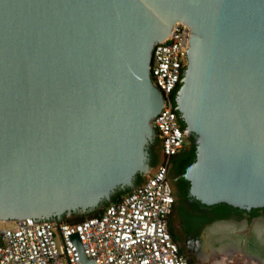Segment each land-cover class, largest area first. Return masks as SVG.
Returning a JSON list of instances; mask_svg holds the SVG:
<instances>
[{"label": "water", "instance_id": "1", "mask_svg": "<svg viewBox=\"0 0 264 264\" xmlns=\"http://www.w3.org/2000/svg\"><path fill=\"white\" fill-rule=\"evenodd\" d=\"M176 20L190 28L175 94L198 137L190 194L264 206V0H0V221H62L157 172L135 183L165 106L152 49Z\"/></svg>", "mask_w": 264, "mask_h": 264}, {"label": "built area", "instance_id": "2", "mask_svg": "<svg viewBox=\"0 0 264 264\" xmlns=\"http://www.w3.org/2000/svg\"><path fill=\"white\" fill-rule=\"evenodd\" d=\"M190 28L176 20L170 35L152 49L150 75L165 106L152 119L163 140L161 167L145 183L107 203L101 213L78 222L0 221V264H85L73 240L96 264H194L179 251L168 227L173 194L167 179L169 159L186 144L173 94L187 65ZM1 222H6L2 224Z\"/></svg>", "mask_w": 264, "mask_h": 264}, {"label": "flooded vegetation", "instance_id": "3", "mask_svg": "<svg viewBox=\"0 0 264 264\" xmlns=\"http://www.w3.org/2000/svg\"><path fill=\"white\" fill-rule=\"evenodd\" d=\"M184 73L185 68L182 77ZM197 142V135L191 132L185 146L168 162L167 177L175 196L168 218L173 239L194 264H203L209 256L217 260L222 254L232 264H264V206L238 207L226 202L207 204L190 194V182L183 173L197 158ZM147 150L150 172L137 174V185L165 159L160 136L147 143ZM127 190L118 188L113 197Z\"/></svg>", "mask_w": 264, "mask_h": 264}, {"label": "trees", "instance_id": "4", "mask_svg": "<svg viewBox=\"0 0 264 264\" xmlns=\"http://www.w3.org/2000/svg\"><path fill=\"white\" fill-rule=\"evenodd\" d=\"M175 94H176V91L173 94L174 100H175ZM176 112H177V115H178V118H179V122H180L182 128L185 130L186 124H185L184 120L182 119V117L180 116V112L177 109H176ZM192 134H194V133H192ZM192 153H194V152H192ZM127 192H128V190L127 191H120V193L116 197H112V201H116L117 199H119L122 195H124ZM103 207L104 206L102 205V206H99L97 208H94V209H92V210H90L88 212H85V213L72 212L68 216H66L64 214L62 216V221L69 222V223L78 222V221H80V220H82V219H84L86 217L94 216V215H97V214L101 213L102 210H103Z\"/></svg>", "mask_w": 264, "mask_h": 264}, {"label": "rangeland", "instance_id": "5", "mask_svg": "<svg viewBox=\"0 0 264 264\" xmlns=\"http://www.w3.org/2000/svg\"><path fill=\"white\" fill-rule=\"evenodd\" d=\"M2 224H5L6 222H1ZM214 261V258L212 256H209L207 259V262H202L203 264H211ZM224 264H232L230 262H228V260L224 261Z\"/></svg>", "mask_w": 264, "mask_h": 264}, {"label": "crops", "instance_id": "6", "mask_svg": "<svg viewBox=\"0 0 264 264\" xmlns=\"http://www.w3.org/2000/svg\"><path fill=\"white\" fill-rule=\"evenodd\" d=\"M132 190V189H131ZM128 191H130V190H128Z\"/></svg>", "mask_w": 264, "mask_h": 264}]
</instances>
